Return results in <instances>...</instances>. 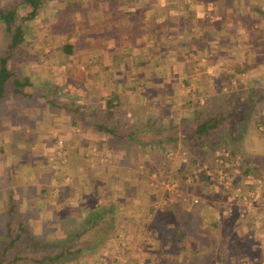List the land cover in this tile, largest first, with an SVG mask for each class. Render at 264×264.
Returning a JSON list of instances; mask_svg holds the SVG:
<instances>
[{
	"label": "crops",
	"instance_id": "0c3cea01",
	"mask_svg": "<svg viewBox=\"0 0 264 264\" xmlns=\"http://www.w3.org/2000/svg\"><path fill=\"white\" fill-rule=\"evenodd\" d=\"M51 12L38 44L31 34L44 74H16L23 85L14 92L9 82L0 98V224L17 206L29 208L34 222L59 224L55 232L83 241L82 251L104 257L101 264H264V199L230 231L215 229L229 215L205 224L197 216L198 231H173L142 212V193L118 191V176L145 185L122 165L137 153L107 147L116 137L153 147L158 128L179 126L174 115L192 112L175 100L191 96L183 84L215 75L220 55H248L255 41L245 24L252 27V16L263 34L264 0H63ZM166 132L162 142L182 135Z\"/></svg>",
	"mask_w": 264,
	"mask_h": 264
},
{
	"label": "rangeland",
	"instance_id": "374dc122",
	"mask_svg": "<svg viewBox=\"0 0 264 264\" xmlns=\"http://www.w3.org/2000/svg\"><path fill=\"white\" fill-rule=\"evenodd\" d=\"M17 1L18 0H0V8L9 7ZM62 1L63 0H44L37 12V15L31 20L24 21V39L17 49L18 53H16L15 56H12L8 61V65L15 68L17 74H44L41 73L42 70H45V66H43L44 61L40 60L39 56H37L38 59L34 58V52L32 51L33 47L31 44L32 41L34 43V39L36 40V44H38L42 34L47 31V28L51 27L52 24L48 22L52 18L51 9L62 4ZM71 2L74 5L75 2ZM26 10V6H17V13L19 15L24 14ZM250 17L252 27L249 29L248 23L246 22L247 25L245 24V28L247 29V32L249 31V41L253 40L256 43L254 44L255 46H253L248 52V55L246 51L245 53H242L241 50H235V54L231 58L223 55L218 56L217 58L219 60L216 61L217 63H212L214 65L213 71L212 69L209 71L210 74L215 75H209L210 78H208V76H203L199 82L201 83L200 86H197L196 75L192 77V80L188 83L185 82L183 84L184 87L188 86L190 90H192V93L191 96L188 95L187 98H182L181 96L182 99L178 98L179 95H176V102H180V104L177 103L178 106H184L186 109L189 106L191 109L196 102H202V100L211 94H216L217 91L219 93L231 95L233 93V95L237 97L241 96L242 91H244L246 94V96L245 94L244 96L246 98L243 99V106H241L242 113L246 116H255L257 108H259L260 113L264 118V62H259L237 74L238 77H235L230 81L232 85L234 84V87H227L226 84L221 85L215 80V77L220 72L224 70L228 71L235 65H239L241 67L245 63L254 62V60L259 59L258 57H260L261 53H264V45L261 44L264 43V39L261 37L262 42L260 43V41H258L259 38H257V36L262 33V30L253 24L255 20L252 19V16ZM242 21L243 19H239L237 24H239V22L242 23ZM31 34L34 36V39ZM28 35L29 37L26 38ZM35 36H37V38ZM7 41L8 36L4 32L2 23L0 22V52L4 49ZM20 57H24L25 59L27 58L26 63L21 62ZM190 57H192L193 60L194 58L196 60L194 53H190ZM263 58L264 55H261L259 60H264ZM36 59L39 60L38 63L34 62L37 61ZM193 66V74H198L201 66H199L197 61L193 63ZM235 79H237L238 83L235 82ZM235 84L237 85L235 86ZM173 85L182 87L180 80H175ZM219 86H221L220 91L217 89ZM177 87L175 88L177 89ZM191 115L192 112H189L188 114V111L180 110L179 113L175 114L172 119L174 122L179 124V126L173 128V125L171 124L169 127H160L157 131L160 136L163 135L164 131L169 132V130H173L177 133L181 131L182 121ZM181 116L182 118L184 117L183 120L181 119ZM179 117L180 119H177ZM253 118L255 117L247 120L249 121V130L241 135L243 142V148L241 151L243 154L235 152L231 155V153H229L228 150L222 146L224 142H226L227 148L237 145L234 140L230 138L228 140L227 131L225 130V126L228 121L223 123L222 130L215 131L208 138H204L200 144H197L188 138L185 139L183 135H180V140L173 139L169 140V142H160V144H156L155 142V145H153L154 148L149 143H143L144 146L140 144L137 146L135 143L121 140L120 137L114 138L109 142L110 146H107L108 148L112 147L109 152H112L115 147H118L121 148L122 151L126 150V154L129 153L128 156L137 153L134 157L139 155L138 158H124L122 160V165L130 167L137 174H139V178H141L145 184H143L144 186L141 188L139 184L132 185L130 182L128 183L127 181H124L128 178L127 175L125 178L118 176V180H120L118 182V191L123 188L122 186H127L128 191L131 194L134 192H140V194L142 193V195L146 198L148 196L149 198L151 197L149 202L150 209L147 205L148 200L145 198V208H143L142 212L144 211L145 214L150 213V215L154 214L156 218H162L161 220H163L164 223L169 222V228L173 231H198L199 229L195 224L197 216H201L203 220L202 222L205 224L209 222V219L211 218L229 215V217H227L228 219L226 216L219 218L222 223L215 229L217 231L226 232L228 230L230 231L232 227L236 228V225L243 222V219L241 218L248 220L249 217L246 213L241 215L243 209L242 195L248 196L249 191L257 184L264 186L263 182L253 178L251 174H242V166L240 167V158L244 155V153H249L252 159L255 160H260L264 157V135H258V131L261 130V125H258L256 130L254 128ZM161 120V123H168L166 122L167 117L165 115L162 116ZM123 130L124 129H122V131ZM160 136H155V139ZM148 147H152L153 149V151L149 150V158L144 156L145 154H148L146 150ZM120 151H118V153ZM222 152H224L223 155H220ZM105 156H109L107 151ZM217 156H220L223 160H225L224 162H226V166L223 169V173L226 177H217V174L214 171V168H217V164H220L219 161L215 160ZM106 162H109L108 158L106 159ZM202 163H207L210 167L208 176L202 169H198L199 165ZM146 183L149 185L148 188L145 187ZM249 198L252 199V197ZM262 199L264 198L257 197L252 201V204L254 205L258 200L259 203H257V205L262 204L260 203V200ZM259 206L261 207L262 205ZM18 208L20 207L17 206V208H14L13 212L14 214H18V220L23 222L22 225L24 226V231L29 232V235L20 230L19 237L16 241H14L13 244L5 245L8 240V231H6V218L8 217H5L6 222L0 224V246H6V256L9 258L10 255L15 253L24 256V259L19 257L13 262L11 261L10 264H89L91 262L93 264H98V262H101L102 258H104L102 256L99 257L98 255L85 254V252L81 250L79 252L73 251V253L68 257L66 255L61 257L58 260L59 262L57 261L56 263L34 262L26 256L39 254L36 252H42L44 250L53 249V252L60 246L72 243L74 238L67 237V230L66 232L65 230H61L62 233L58 231L55 232L54 228L59 226L57 223L40 224L39 222H34V220H32L35 215L33 210L30 211L29 208H23L20 212ZM16 220V218L9 220V222L11 221V236L18 232ZM74 227H76L75 230H77V228L79 230L81 225L75 224ZM204 230L205 232H209L212 229L209 225H207ZM74 233L75 231H73V234ZM83 245L84 242L77 239V242L73 245L71 244L69 250H73L77 248V246Z\"/></svg>",
	"mask_w": 264,
	"mask_h": 264
},
{
	"label": "trees",
	"instance_id": "16d2710c",
	"mask_svg": "<svg viewBox=\"0 0 264 264\" xmlns=\"http://www.w3.org/2000/svg\"><path fill=\"white\" fill-rule=\"evenodd\" d=\"M44 0H18L16 3L12 4L6 8H0V22L2 23L4 32L8 36V41L5 44L4 49L0 52V98L4 97L6 93L9 91L7 84L11 82V89L14 92L19 90V87L23 85V81H20L19 77L16 76L17 71L14 68H11L8 65V61L12 54L16 52L17 47L20 43H22L25 35L24 29V21H28L33 19ZM22 5L23 7H27V10L24 14L19 15L17 13V6ZM257 34V32H256ZM263 34L261 37L263 38ZM262 38L258 41L262 42ZM264 39V38H263ZM256 43V42H254ZM264 45V43H261ZM264 55V53H261ZM258 57L259 59L261 58ZM254 60L251 63H245L241 67L239 65L232 66V68L228 71L224 70L217 74L215 77L216 82L221 85L226 84L227 87H234V84L230 82L231 79L237 78V74L241 71H244L246 68H250L251 66L258 63V60ZM215 82V84H216ZM237 82V79H235ZM238 83V82H237ZM237 84H235L236 86ZM219 86L217 89L220 91ZM242 91L241 96H235L231 94L219 93L217 91L216 94H211L202 102H196L192 108V115L188 118H185L182 122L181 131L183 137L186 139H190L197 144H200L204 138H208L215 131H219L223 129V123H227L225 126V130L227 131L228 140L229 138L234 140L237 144L236 146H230L227 148L226 142L222 144V146L228 150L229 153L234 154L235 152H240L243 148L242 142V134L249 130V121L252 117L254 122V128L257 130L258 125L260 129L258 131V135H264V118L260 113L259 108H257V113L255 116H246L241 111V106H243V99H245L246 94ZM246 118V119H245ZM101 129L106 132L114 133L115 131L112 128L101 125ZM117 134V133H116ZM164 135H161L156 139V143L160 144L162 142V138ZM169 138H173V135H168ZM191 160V158H190ZM242 166V167H241ZM240 167L242 174H251L253 178L258 179L259 181L264 183V157L260 160L252 159L249 153H244L240 158ZM6 222V231H8V240L5 245L13 244L14 241L19 237L20 230L24 231V226L22 225V221L18 220V214H14V212H10ZM17 219L16 224L18 227V232L11 236L10 225L11 219ZM25 232V231H24ZM29 235V232H25ZM77 242L76 239L72 240V243L67 244L65 246H60L56 250L52 252V250H44L42 252H36L39 254H32L31 256H26L32 259L34 262L38 263H56L61 257L69 256L73 253V251L79 252L82 250V246H77V248L73 250H69L71 244L73 245ZM1 247V246H0ZM6 246L0 248V264H10V262L16 260L17 258L24 259V256L21 254L15 253L8 256L5 253ZM65 257V258H67ZM64 258V259H65ZM59 262V261H58ZM101 264V262H98Z\"/></svg>",
	"mask_w": 264,
	"mask_h": 264
},
{
	"label": "built area",
	"instance_id": "2783aa9c",
	"mask_svg": "<svg viewBox=\"0 0 264 264\" xmlns=\"http://www.w3.org/2000/svg\"><path fill=\"white\" fill-rule=\"evenodd\" d=\"M223 153L224 152H222V154H220V155H223ZM215 160L219 161V163H220V164H217V168H214V171L217 174V177H219V176L226 177L224 175V173H223L224 172L223 169L226 166V162H224L225 160H223V158H221L220 156H217L215 158ZM198 169H202L203 172L206 173L207 176L209 175V169H210V167L207 165V163L200 164ZM249 197H252V199H250ZM257 197L264 198V186L261 185V184L260 185L259 184L255 185L249 191L248 196L247 195H242V201H243L242 202L243 203L242 206H243V209H242L241 215H243L244 213H246V212H248L250 210L249 208L252 205V201L255 200Z\"/></svg>",
	"mask_w": 264,
	"mask_h": 264
}]
</instances>
